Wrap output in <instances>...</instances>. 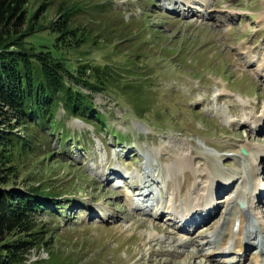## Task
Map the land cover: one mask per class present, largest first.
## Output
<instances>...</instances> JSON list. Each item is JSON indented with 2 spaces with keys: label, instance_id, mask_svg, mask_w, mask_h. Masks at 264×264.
<instances>
[{
  "label": "rangeland",
  "instance_id": "obj_1",
  "mask_svg": "<svg viewBox=\"0 0 264 264\" xmlns=\"http://www.w3.org/2000/svg\"><path fill=\"white\" fill-rule=\"evenodd\" d=\"M89 1L107 5L108 14L100 16L115 27L121 26L117 31L125 28L122 42L117 37L111 39L112 47L122 52L111 64L123 80L136 83L142 115L135 112L129 97L110 92L89 94L105 128L94 129L89 122L58 110L56 120L64 128L48 135L39 150L42 154L22 157L16 178L5 186L7 190H27L44 185L59 194L48 199V212L34 220L37 229L43 228L42 237L48 243L23 253V264L181 261L184 252L195 254L205 242L203 236L221 225L228 196L251 191L255 178L250 159L256 158L255 149L260 160L256 173L260 179L264 176L263 172L259 175L264 132L249 130L250 120L264 115V82L255 75L264 56V0H187V5L193 2L195 7L193 16H186L193 10L171 13V9L183 8L171 0ZM58 2L34 0L28 13L41 7L38 22L47 26L58 18ZM43 31L39 38H54L47 27ZM111 50L86 47L65 55L73 64L78 59L104 64L111 62ZM16 132L23 136L22 131ZM66 134L69 136L64 139ZM241 150L248 156L243 157ZM184 160L188 163L183 164ZM206 170L213 174L215 185L220 184L217 196L227 182L223 179L241 178L216 199L220 209L214 203L215 192L208 185L207 192L203 189ZM115 175H120L119 179L110 183ZM145 175L153 179L148 185L154 196L140 204L150 210L143 215L131 209L129 188L140 186ZM242 178L247 180L245 185ZM196 191L204 193L208 202L213 199L218 212L208 225L196 223L203 234L196 230L191 237L195 229L189 226L186 236L196 244L180 248L178 243L187 240L186 236L173 230L179 236L173 244L175 237L153 227L161 225L170 231L165 218L185 212ZM258 210L260 218L264 201ZM162 212L165 217L157 219ZM250 220L259 223L254 217ZM254 253H248L241 264H255ZM213 261L194 258L196 264Z\"/></svg>",
  "mask_w": 264,
  "mask_h": 264
},
{
  "label": "trees",
  "instance_id": "obj_2",
  "mask_svg": "<svg viewBox=\"0 0 264 264\" xmlns=\"http://www.w3.org/2000/svg\"><path fill=\"white\" fill-rule=\"evenodd\" d=\"M33 1L0 0V264H23V253L48 243L34 220L48 212V199L59 194L44 185L27 190H7L5 186L16 178L22 157L42 154L39 150L48 135L64 128L56 120L58 110L100 129L106 124L93 109L89 94H119L129 97L140 116L143 109L136 83L123 80L111 64L122 55L117 46L112 47L111 39L122 42L126 36L125 28L117 31L121 26L100 16L108 14L107 5L59 0L58 18L42 26L38 22L41 7L28 13ZM46 27L52 40L38 37ZM86 47L112 48L108 52L111 62L78 59L73 64L65 55Z\"/></svg>",
  "mask_w": 264,
  "mask_h": 264
},
{
  "label": "bare ground",
  "instance_id": "obj_3",
  "mask_svg": "<svg viewBox=\"0 0 264 264\" xmlns=\"http://www.w3.org/2000/svg\"><path fill=\"white\" fill-rule=\"evenodd\" d=\"M177 2H180V5L183 6V8L180 10V12H184L185 10H186L185 12L193 10L194 11L193 14L186 15V16L195 15V13H196V11L194 10L195 7L191 6V4H193V2H189L190 4L187 5L188 4L187 0L186 1L182 0V2H181V0H171V3H173L174 5L178 4ZM170 12L176 13L177 11L174 9H171ZM177 13H179V12H177ZM249 58L252 59V57H249ZM251 59H250V61H251ZM263 60H264V56L261 57V63L259 64V68L255 71V72H257V73H255V75L258 77V79L261 82H264V62H262ZM250 121H252L251 122L252 124L249 123V128L255 129V131H257L259 134L264 132V115H261L257 119L250 120ZM254 151H255V154L257 157L258 149H255ZM262 159H263V163L260 166L261 170L263 169V166H264V156ZM182 163L187 164L188 162L186 160H184V162H182ZM257 169L258 168H255V169L253 168L252 172L254 174V178H255L254 180L258 182V180H257L258 175L256 173ZM261 170H260V172H261ZM260 172H259V174H260ZM250 175L252 176V174H250ZM114 177H117V178H115V179L112 178L113 180L110 181V183H112L116 179H119L118 177H120V175H115ZM123 179L126 181L125 178H123ZM207 179L208 178L206 177V181L204 182L203 189L207 188V185H208L207 181H209ZM240 179L241 178L239 177V180ZM228 180H230V179H228ZM228 180H225V179L222 180V182L223 181H227V182L223 183V184H225V187L223 188L224 190H221V194L219 196H222L224 193H226L228 191V189H232L239 182L238 178L235 180H233V179H231L230 181H228ZM151 182L153 183V179L150 178L149 175H145L141 179V185L140 186H137L135 188H133V187L129 188L130 207L134 212H142L143 215L148 214V213L150 214V210H144V209L140 208V204L141 203H147L153 199V196H154L152 193L153 191L149 188V185H148ZM246 182H247V180H246ZM246 182L242 178V184L245 185ZM230 184H231V186H229ZM260 184L261 183H259V185H258V183H257L254 185L253 192L255 194L258 193V188H259ZM219 185H215V180L212 181L210 183V185H208V188H211V190L213 192H215L214 203H216L218 205V209H220V207L222 206V205H219L217 200H216L219 197V196H217L220 192V189L218 188ZM256 186H258V187H256ZM241 189L244 190L245 188L244 189L241 188ZM247 189H249V188L247 187ZM198 192L199 191L195 192L196 196L194 195L192 203H190L187 206V209L192 208V210H193L194 207H196L195 203L197 201H198V203H202V206L198 208L199 210H197L198 212L195 213L194 217H189L190 212H188L187 214H183V215L181 213H178V214H175L171 217L165 218L168 225L167 226L164 225V226L169 227L170 231L162 228L163 226L161 227V225H156L155 227H153V229L156 231H159V230L164 231L163 233H165V236H167L169 234L172 237H175V239L172 238L173 244L176 241V236H177V238L179 237L177 235V233L174 234L175 232L173 230H175L176 232L186 236V235L190 234V230L188 229V227L190 226V228L195 229L191 233V235H190L191 237H192V234L196 232V230L198 231V235L203 234L201 231L199 232L200 227H202V226H197V225L202 224L203 222L205 225H208V222H210L209 220L215 214H217L218 210L216 212L214 211V208L216 205L211 206V208H213V210L211 208L209 210H205L206 205L204 204V193L201 194ZM206 192H207V189H206ZM235 193L236 194L228 196V200L226 201V205L224 204L225 208L222 212V215H224V218H223L221 225L218 227L212 228L209 235L203 236L206 238L204 240L205 242L203 244L198 243L199 248L198 247H197L198 249L196 248L197 252L195 254L189 255V254H187V252H184L182 254L183 260H181V261H174V260L170 259L169 261L163 262L162 259H156L155 263L156 264H163V263H165V264H187V262H185V261H187L189 259L188 264H196L194 262V258L196 256H200L201 258L205 259V262L206 261L210 262V261L214 260L213 264H229V262L224 261V259H222V258L226 257V255H227L230 257L231 260H235L236 258H234V255H237L241 251H245L244 256H243V258H244L247 256V255H245L246 251H250L252 249V250H255V252H256V250H258L257 255L252 257L253 262H255V264H264V257H263L264 256V242H262V243L260 242L258 244H255V242L252 241L254 239V236L257 235L258 232H260L261 234L264 235V225H263L264 222H262V220L264 221V219H263L264 215H262L260 218L258 217V215L260 216V211L258 210V206H259V204H262V202L264 201V198L261 196H258L256 198V202L253 203L252 194L251 195L248 193L247 194H245V193L241 194V193H238L237 191ZM188 196H189V194H188ZM133 197L138 198L139 203H133L132 202ZM212 201H213V199H212ZM240 204L243 205V208L240 207ZM262 207L263 206H260L261 209H262ZM205 212H207V213H205ZM251 216L252 217L257 216L256 220H260L261 225L259 224L258 227L255 225H251L250 224L251 220L249 219ZM164 217H165V214L163 212L156 216L157 219L159 218L161 220ZM180 218L183 221L182 226H178ZM249 220H250V222H249ZM252 220H253V218H252ZM196 223H197V225H196ZM206 230H207V228L205 229V231ZM150 237L151 238L154 237V239H157V240L159 238V237H155L153 234H150ZM188 237L189 236H186V238H188ZM176 242H178V241H176ZM195 244H196V242L194 240L188 238L187 240L184 239L183 241L179 242L178 246L180 248H184L186 246H191V245H195ZM231 252H233V253L228 255V253H231ZM243 260L244 259H242V260L239 259V261H237V264H241V262Z\"/></svg>",
  "mask_w": 264,
  "mask_h": 264
},
{
  "label": "water",
  "instance_id": "obj_4",
  "mask_svg": "<svg viewBox=\"0 0 264 264\" xmlns=\"http://www.w3.org/2000/svg\"><path fill=\"white\" fill-rule=\"evenodd\" d=\"M242 154H245V152L242 150Z\"/></svg>",
  "mask_w": 264,
  "mask_h": 264
}]
</instances>
